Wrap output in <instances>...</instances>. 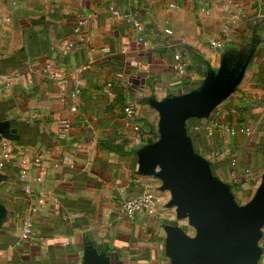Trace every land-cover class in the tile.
Returning <instances> with one entry per match:
<instances>
[{
    "label": "crops",
    "instance_id": "crops-1",
    "mask_svg": "<svg viewBox=\"0 0 264 264\" xmlns=\"http://www.w3.org/2000/svg\"><path fill=\"white\" fill-rule=\"evenodd\" d=\"M241 53L251 57L240 84L187 132L245 204L264 175V0H0V73L12 74L0 87V122L16 130L2 137L13 158L0 170V264H84L89 244L111 264H170L165 227L188 226L167 206L161 179L138 173V151L160 136L147 100L198 89L226 54L235 62ZM58 117L71 121L65 137ZM39 154L23 178L21 160ZM146 189L156 193L154 211L125 215L123 201ZM259 244L264 264V226Z\"/></svg>",
    "mask_w": 264,
    "mask_h": 264
},
{
    "label": "water",
    "instance_id": "water-1",
    "mask_svg": "<svg viewBox=\"0 0 264 264\" xmlns=\"http://www.w3.org/2000/svg\"><path fill=\"white\" fill-rule=\"evenodd\" d=\"M233 62L226 54L218 71H209L203 84L188 93L163 100L148 98L159 112V139L138 151V173L161 179L168 191V207H175L179 223L165 227V252L170 264H260L259 241L264 226V175L254 196L245 204L231 187L213 173L211 163L194 149L187 132L191 118H207L240 84L250 55ZM16 132L0 122V141ZM3 176L0 174V182ZM7 208L0 203V226ZM84 264H111L105 253L91 244Z\"/></svg>",
    "mask_w": 264,
    "mask_h": 264
},
{
    "label": "built area",
    "instance_id": "built-area-1",
    "mask_svg": "<svg viewBox=\"0 0 264 264\" xmlns=\"http://www.w3.org/2000/svg\"><path fill=\"white\" fill-rule=\"evenodd\" d=\"M173 8H178L177 4L172 5ZM111 10L114 14L118 15L119 11L113 7H111ZM236 17V16H235ZM135 25L137 26L139 31H142V25L139 22H136ZM165 33L168 35H172L173 31L171 29H166ZM143 37H139V41H143ZM212 45L224 47L225 43L219 40H212ZM73 43L69 42L65 44L66 50H71L73 48ZM176 62L174 64V69L177 71H183L185 69L186 63L183 61L182 56L179 52L175 54ZM53 67L50 63H48L44 67V71L46 73H50L52 71ZM12 79V74H4L0 73V87L2 85H10ZM80 93V87L75 88L73 91H71L70 96L73 100H76L78 95ZM72 111L77 110V105L73 104L71 107ZM126 112L131 115L134 113V109L132 107H127ZM58 123V132L60 137H65L70 129H71V121L68 118H57ZM231 131H235L234 129H230ZM1 154H0V170L5 167L7 163H9L13 158V152L11 150V143L10 141L6 139H2L1 142ZM87 151H90L91 149L89 147L86 148ZM42 162V156L39 154L37 156H34L33 158H23L21 160V176L24 178L26 177L31 168L33 166H40ZM64 162L67 164H71V159L68 156L64 157ZM38 180L42 181V177L39 176ZM157 196L156 193L151 189L143 190L137 194H134L128 198H126L121 206V210L125 215L132 218L137 213H152L154 211V207L156 204ZM22 232L21 237L23 240H28L31 238V236L34 234V228L32 225V222L30 220H25L22 224ZM44 242V241H43ZM3 253V250L0 248V255Z\"/></svg>",
    "mask_w": 264,
    "mask_h": 264
},
{
    "label": "rangeland",
    "instance_id": "rangeland-1",
    "mask_svg": "<svg viewBox=\"0 0 264 264\" xmlns=\"http://www.w3.org/2000/svg\"><path fill=\"white\" fill-rule=\"evenodd\" d=\"M183 223H185L186 224V221H184ZM186 229H187V231L190 233V234H194L195 233V231L191 228V227H186Z\"/></svg>",
    "mask_w": 264,
    "mask_h": 264
}]
</instances>
